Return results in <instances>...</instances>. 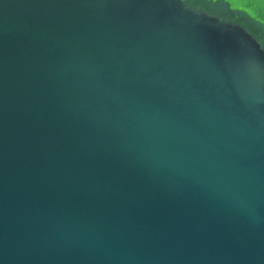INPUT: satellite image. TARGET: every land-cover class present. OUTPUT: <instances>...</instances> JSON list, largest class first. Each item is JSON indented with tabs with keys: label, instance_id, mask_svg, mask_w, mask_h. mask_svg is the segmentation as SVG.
Segmentation results:
<instances>
[{
	"label": "water",
	"instance_id": "obj_1",
	"mask_svg": "<svg viewBox=\"0 0 264 264\" xmlns=\"http://www.w3.org/2000/svg\"><path fill=\"white\" fill-rule=\"evenodd\" d=\"M0 264H264V47L184 0H0Z\"/></svg>",
	"mask_w": 264,
	"mask_h": 264
},
{
	"label": "flooded vegetation",
	"instance_id": "obj_2",
	"mask_svg": "<svg viewBox=\"0 0 264 264\" xmlns=\"http://www.w3.org/2000/svg\"><path fill=\"white\" fill-rule=\"evenodd\" d=\"M191 4L201 8L211 15H221L226 18L236 19L238 22H244L251 31L264 43V26L255 20L244 15L241 11L233 9L227 0H186Z\"/></svg>",
	"mask_w": 264,
	"mask_h": 264
},
{
	"label": "rangeland",
	"instance_id": "obj_3",
	"mask_svg": "<svg viewBox=\"0 0 264 264\" xmlns=\"http://www.w3.org/2000/svg\"><path fill=\"white\" fill-rule=\"evenodd\" d=\"M233 9L241 11L244 15L264 26V0H227ZM244 25V22H239Z\"/></svg>",
	"mask_w": 264,
	"mask_h": 264
},
{
	"label": "trees",
	"instance_id": "obj_4",
	"mask_svg": "<svg viewBox=\"0 0 264 264\" xmlns=\"http://www.w3.org/2000/svg\"><path fill=\"white\" fill-rule=\"evenodd\" d=\"M186 5L192 7V8H195L197 6L191 4L190 2L184 0ZM219 18H221L222 20H225V21H232V22H236V23H239L235 18L233 19H230V18H226V17H223L221 15H217ZM252 34L253 36L261 43L262 47H264V43H262V41L251 31V29L247 26V25H244Z\"/></svg>",
	"mask_w": 264,
	"mask_h": 264
}]
</instances>
